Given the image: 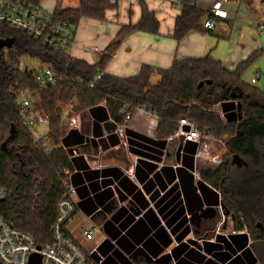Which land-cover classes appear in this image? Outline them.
I'll use <instances>...</instances> for the list:
<instances>
[{
	"label": "trees",
	"instance_id": "obj_1",
	"mask_svg": "<svg viewBox=\"0 0 264 264\" xmlns=\"http://www.w3.org/2000/svg\"><path fill=\"white\" fill-rule=\"evenodd\" d=\"M111 7L110 0H80L78 9L58 10L54 16L70 24H77L82 17L104 20ZM207 17V12L197 7H184L176 19L174 38L181 40L191 31L204 30ZM135 31L158 33L159 22L144 9L136 24L121 27L100 61L89 64L49 51L26 32L0 23V186L7 190L0 199V212L9 224L31 233L38 245L52 240L57 207L66 192V171L74 170L70 151L83 141L81 133H67L62 119L66 107L71 106L73 114L103 104L115 123H124L128 113L143 108L158 118L157 135L161 138L174 134L184 116L224 142L230 157L239 154L243 159L244 164L234 168L226 155L218 167L201 170L200 176L219 191L216 206L222 205L234 217L236 230L247 229L235 236L237 249L246 248L251 240L250 249L264 264V254L256 250L260 245L264 249V91L243 80L245 71L264 50L252 53L233 71L206 56L175 61L168 69L144 65L137 75L129 77L103 74L119 43ZM28 59L38 60L40 68L25 65L20 70L21 61ZM43 66L53 70L57 80L41 88L37 76ZM201 82L205 83L200 86ZM22 88L37 96L35 107L48 117L49 153L33 141L21 120L15 100ZM226 101L236 103L237 117L233 120L225 119L217 109ZM137 264L168 262L166 258L140 259Z\"/></svg>",
	"mask_w": 264,
	"mask_h": 264
},
{
	"label": "crops",
	"instance_id": "obj_2",
	"mask_svg": "<svg viewBox=\"0 0 264 264\" xmlns=\"http://www.w3.org/2000/svg\"><path fill=\"white\" fill-rule=\"evenodd\" d=\"M26 1L51 14L80 6V0ZM110 2L112 7L106 11L104 20L82 17L77 24H71L74 34L71 57L89 64L99 62L121 27L136 24L144 9L155 15L159 32L135 31L125 37L106 65L103 71L106 75L129 77L137 75L144 65L168 69L175 61L206 56L233 71L252 53L264 50V0H226L213 28L191 31L181 40L174 38V29L183 8L197 7L208 14L216 0ZM256 74L259 79L253 83ZM157 79L154 76L153 82ZM243 80L258 84L264 91V54L245 71ZM218 106L225 119L237 117L236 103L226 101ZM70 110L71 106L63 109V124L66 114L75 115L79 127L69 129L65 125L67 133L77 131L83 136L75 147L78 153L71 156L74 170L69 177L77 188L78 210L66 230L75 241V232L88 221L90 225L83 234L97 226L95 236L88 241L98 240L93 248L103 257L102 264H137L140 259L160 257H167L168 264H248V256L240 258V253L250 251L251 240L241 250L235 245V236L246 232L215 234L211 229H202L213 218L205 219L199 226L190 220L177 167H186L198 175L196 184L205 206L218 209L216 203L220 199L219 191L200 176L202 168L208 166L198 168L195 142L158 137L156 115L133 112L126 128L129 145L124 148L115 129L105 128L107 122L115 123L105 105L84 113L70 114ZM96 121L99 127L95 131ZM47 132L48 129L43 133ZM99 160L104 165L101 169L94 166ZM131 166H135L134 179L123 171ZM105 178L112 179L127 196L124 202L119 200L114 186H102ZM156 191L159 193L150 199ZM229 218L235 229V219Z\"/></svg>",
	"mask_w": 264,
	"mask_h": 264
},
{
	"label": "built area",
	"instance_id": "obj_3",
	"mask_svg": "<svg viewBox=\"0 0 264 264\" xmlns=\"http://www.w3.org/2000/svg\"><path fill=\"white\" fill-rule=\"evenodd\" d=\"M224 1H216L208 11L205 20L206 28L215 26V18L220 15ZM0 23L8 24L14 29L26 32L35 40L40 41L49 51L71 56L73 43V29L69 22L57 20L51 14L41 8L27 2L26 0H0ZM20 63V70L23 69ZM102 73L97 75L101 78ZM259 79V74L252 78L255 83ZM38 83L44 88L49 83H55L57 75L43 66L37 76ZM80 81V80H79ZM93 86V83H91ZM33 93L29 89H19L15 104L21 113V120L24 126L31 132L33 141L41 146L47 153L52 150L47 142V134L41 131L43 125H48V117L35 107L32 100ZM133 112L153 114L151 111L136 108ZM133 112L128 113L124 123H115V131L120 137L121 145L128 148V135L126 134L127 122L132 118ZM63 119V118H62ZM65 125L69 129L79 127V120L75 115L64 116ZM171 139L179 138L183 141H192L197 144L194 154L196 163H211L216 161L217 156L210 152L211 144L217 141L206 129H199L187 117H181L177 131L169 136ZM1 140V130H0ZM71 156L78 153V149H72ZM95 168H103V163L99 160ZM129 177L135 178V166L123 169ZM68 179L65 181V196L60 200L57 207V217L52 226V240L40 246L35 237L22 229L16 228L8 223L4 215L0 212V264H30V258L34 253L41 255V264H102L103 257L93 248L86 253L79 244L67 233L66 227L78 210L77 188L69 179L71 172L66 171ZM198 177L197 174H195ZM7 190L0 186V199L6 196ZM97 226L84 231L87 240L93 239L97 231ZM218 233V232H217ZM96 251L100 260L93 258L92 253Z\"/></svg>",
	"mask_w": 264,
	"mask_h": 264
},
{
	"label": "water",
	"instance_id": "obj_4",
	"mask_svg": "<svg viewBox=\"0 0 264 264\" xmlns=\"http://www.w3.org/2000/svg\"><path fill=\"white\" fill-rule=\"evenodd\" d=\"M230 1V0H229ZM7 42H2L1 45L6 44ZM205 82H201L200 86H202ZM207 84H211V81H206ZM235 96V95H233ZM240 104L238 105V110H240ZM240 118L241 115L239 114ZM99 127V123L94 122V130L96 131ZM106 130H111L116 128V124L113 122H107L105 124ZM232 164L241 167L244 164L243 159L239 154H234L232 158ZM177 174L181 184V188L183 191V196L186 202L188 213L190 214L191 222L195 225H200L202 219L214 218L217 214V209L213 206H205L204 199L201 193L198 191V186L196 184V176L195 173L191 172L189 169L183 166L177 167ZM102 186H114V190L118 195L120 201L124 202L127 199V196L120 190V188L114 185V181L110 178H105L102 180ZM159 191L152 194L150 199H154ZM228 216V213L226 214ZM93 258L97 261L100 260L99 255L96 251L92 253ZM167 257H160L159 259H163ZM30 264H41V255L34 253L30 258Z\"/></svg>",
	"mask_w": 264,
	"mask_h": 264
},
{
	"label": "rangeland",
	"instance_id": "obj_5",
	"mask_svg": "<svg viewBox=\"0 0 264 264\" xmlns=\"http://www.w3.org/2000/svg\"><path fill=\"white\" fill-rule=\"evenodd\" d=\"M21 64L23 66L27 65L29 68H36V69H39L41 66V64L38 60H32V59L22 60ZM256 86H259V85L256 84ZM32 100H33V103H35V101L37 100V96L33 94ZM217 108H218L219 112H221L220 107L218 106ZM221 114H222V112H221ZM40 129L42 132H45L48 129V126L46 127V125H43L42 128H40ZM210 152L213 156H217L216 161H212L211 163H199L198 164L199 169H201L203 166H208L206 168H202L203 170L214 169V168L218 167L222 163V161H224V159H227L228 157H230L228 155V151H227V148H226L224 142H221V141H216V142L214 141L211 144ZM226 155H228V157ZM232 158H233V156L230 157L231 162H232ZM200 165H202V166H200ZM232 165L235 168L236 165H234V164H232ZM229 217H230L229 215L228 216L226 215L224 208L222 206H219L217 217L213 218L209 223L205 224L202 229L205 231L207 229H211L214 231L215 234H227L228 235L231 232H234V231L237 232L236 225H235V229L232 228L231 221H230ZM77 219H78V217H77ZM227 221H228V223H227ZM89 223L90 222H88V221L85 224L82 223L80 225V229H77V231L74 234V237L76 238L77 243L86 253H88L95 246L96 241H98V240L88 241L85 239V236L83 234V230L90 225ZM93 227H91V228H93ZM244 232H247V229H245ZM98 238H96V239H98ZM262 248H263V246L260 245V246L256 247V250L259 249V251H261L260 253L264 254V249L262 250ZM244 255L248 256V258H247L249 261L248 264H260L257 257H256V252L254 249H250V251L248 253L246 252L245 254H244V252H241L240 258H244Z\"/></svg>",
	"mask_w": 264,
	"mask_h": 264
},
{
	"label": "flooded vegetation",
	"instance_id": "obj_6",
	"mask_svg": "<svg viewBox=\"0 0 264 264\" xmlns=\"http://www.w3.org/2000/svg\"><path fill=\"white\" fill-rule=\"evenodd\" d=\"M222 206V205H221ZM223 207V206H222ZM217 213H218V209H217ZM227 214V213H226ZM233 219H234V217L233 216H231ZM201 222H202V224H203V222H205V219H202L201 220ZM201 224V223H200ZM199 226V225H198Z\"/></svg>",
	"mask_w": 264,
	"mask_h": 264
}]
</instances>
